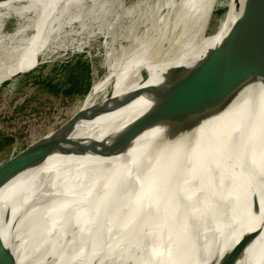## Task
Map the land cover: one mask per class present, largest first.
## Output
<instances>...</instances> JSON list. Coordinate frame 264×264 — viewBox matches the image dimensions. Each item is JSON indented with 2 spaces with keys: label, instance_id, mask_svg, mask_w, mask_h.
<instances>
[{
  "label": "bare ground",
  "instance_id": "1",
  "mask_svg": "<svg viewBox=\"0 0 264 264\" xmlns=\"http://www.w3.org/2000/svg\"><path fill=\"white\" fill-rule=\"evenodd\" d=\"M257 2L264 11V0ZM210 6L172 0L142 36L113 40L109 0L0 2V84L50 54L82 52L87 40L79 37L94 26L110 42L105 74L55 136L82 146L63 143L67 153L25 167L11 157L0 168V264H206L257 228L249 206L264 203V154L255 160L253 143L248 158L242 149L264 108V79L240 85L225 48L229 27L203 36ZM196 14L200 27L186 26L175 53L155 64L174 22ZM11 17L16 27L4 34ZM241 153L253 169L237 176ZM262 237L240 255L246 264H264Z\"/></svg>",
  "mask_w": 264,
  "mask_h": 264
},
{
  "label": "rangeland",
  "instance_id": "2",
  "mask_svg": "<svg viewBox=\"0 0 264 264\" xmlns=\"http://www.w3.org/2000/svg\"><path fill=\"white\" fill-rule=\"evenodd\" d=\"M3 1L6 0H0V2ZM109 2L111 12L114 11V13H111L105 21V26L110 28L113 40H120L123 39V36L131 37L133 34L135 37L142 36L147 31L149 22L156 19L160 6L172 2V0H109ZM225 6L224 0H217L214 10H221ZM115 10L117 11L115 12ZM216 14L215 12L214 15L218 18L219 16ZM236 17L237 14L235 16L231 11L218 29L217 22L213 21L212 16L209 15V20L207 19L204 25L201 24L203 36L209 37L225 30L234 24L237 20ZM195 18L196 20L202 19V14H196V17L191 15L184 21L179 19L174 22L173 38L160 54L165 53L171 47L173 49L179 47L186 26L193 25L196 21ZM220 18L221 16L218 19ZM200 20L198 23L196 21L193 26H198ZM110 21L115 25L111 26ZM15 22L16 19L12 17L5 21L2 33L8 34L14 31ZM94 27L93 29H96L94 32L89 28L88 33L79 37V40H87V46L82 52L76 53L74 49H69L67 52L50 54L40 58L38 65L31 71L0 84V154L8 150L14 142H19L24 138L27 139V142L18 148L19 152L45 137H50V135H54L53 139L55 136H59L64 131V127L70 123L73 110L80 106L92 84L105 74V60L102 51L104 45L107 42L110 43L109 37L107 33H104L105 30L102 32L99 30L100 28ZM75 42L72 41V48H76ZM127 44L125 42L121 46V50L116 46V51L127 50ZM145 74L146 72H143L142 75ZM74 84L76 85L74 93L65 94L66 90ZM56 137L51 142H54ZM10 158L8 157L3 165ZM3 197H0V203ZM149 228L147 226L145 230ZM131 233L132 235L136 234L137 229L131 230Z\"/></svg>",
  "mask_w": 264,
  "mask_h": 264
},
{
  "label": "water",
  "instance_id": "3",
  "mask_svg": "<svg viewBox=\"0 0 264 264\" xmlns=\"http://www.w3.org/2000/svg\"><path fill=\"white\" fill-rule=\"evenodd\" d=\"M210 1L211 6L209 9V15L212 16L213 21L217 22L218 29L221 27V24L226 20L231 11L235 14V16L237 14L240 17H236L238 19L235 21L233 26L227 29V33L226 30L224 32V36L226 35L224 42L227 55L240 85L247 86L255 84V80L259 75H261L264 79V11L257 0H224L226 2V6L218 11H216V9L214 10V5L217 0ZM215 12L217 13V16H221L220 19H218L219 17H215ZM177 48L173 49L172 47L165 53L160 54L155 60V64L167 61V57L173 55ZM251 88H253V86ZM244 101L248 104V108H246V110L249 109V113L252 112L253 106L250 98L245 97ZM247 117L249 118V115ZM256 119L257 123L253 124L246 131V139H248V143L243 145L242 152L245 154L243 155L241 153V158L235 172L237 176L245 173L249 169H253L251 168L252 161L250 162L249 167V165L243 164L242 158V155L247 158L250 156L247 152H250L251 143H253L252 148L255 153L252 157H254L255 160L260 159V157L264 154V108L259 111L257 110ZM26 142L27 139L24 138L19 142H14L15 144L13 143L8 150L3 151L0 154V167L8 157H12L15 164L25 167L39 159V157L52 154L55 150H59L60 152L63 151L65 153L68 152L67 150L61 149L60 144L65 143V141H55L33 147L27 146L23 148V151L19 152L18 148ZM65 144L67 146H71L72 148L82 146L80 143L73 142H67ZM258 145L261 146L259 150L256 149ZM248 179L249 178H247V180ZM249 209L253 223L257 224V228L253 232L247 233L244 238H241L231 251L219 260H217L219 256L218 251L216 252L215 250L214 253L216 252V254L212 256L211 260L209 258V262L206 264H236L237 262H239V264H246L245 258L240 259V255L243 250L247 245H250L252 242L256 241L259 236L262 237L264 234V217L262 215V212H264V203L262 205L259 203V200L257 201V199H253ZM239 228L243 229L244 226H239ZM262 240L264 241V239ZM208 243L209 239L206 240L205 244ZM254 249L257 251V248L254 247ZM210 255L211 254L208 252L206 255L207 258Z\"/></svg>",
  "mask_w": 264,
  "mask_h": 264
},
{
  "label": "trees",
  "instance_id": "4",
  "mask_svg": "<svg viewBox=\"0 0 264 264\" xmlns=\"http://www.w3.org/2000/svg\"><path fill=\"white\" fill-rule=\"evenodd\" d=\"M75 90H76V85L74 84V85H72L71 87H69V88L66 90L65 94H66V93H68V94L74 93Z\"/></svg>",
  "mask_w": 264,
  "mask_h": 264
}]
</instances>
